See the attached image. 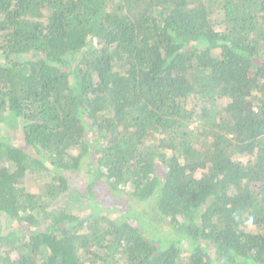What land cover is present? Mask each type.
<instances>
[{"label": "trees", "instance_id": "trees-1", "mask_svg": "<svg viewBox=\"0 0 264 264\" xmlns=\"http://www.w3.org/2000/svg\"><path fill=\"white\" fill-rule=\"evenodd\" d=\"M0 264H264V0H0Z\"/></svg>", "mask_w": 264, "mask_h": 264}, {"label": "rangeland", "instance_id": "rangeland-1", "mask_svg": "<svg viewBox=\"0 0 264 264\" xmlns=\"http://www.w3.org/2000/svg\"><path fill=\"white\" fill-rule=\"evenodd\" d=\"M3 133H6V132H3ZM6 136H8V134H6ZM79 174H81V172H80ZM79 174L76 175V177H80ZM76 177L73 175L72 179H73V180H76ZM37 184H39V182L35 181V185H34V187H32V190L36 191L35 186H36ZM26 187H27V185H26ZM28 188H29V187H27V189H28ZM28 190H30V189H28ZM114 203H115V202H114ZM161 218H162V219L155 218V220L152 221L151 223H154V225H156V226L160 225V227L162 228V229H160V230H161V231H164V230H166V229L168 228L167 223H166V222H167V218H166L165 216H163V217H161ZM149 223H150V221H149ZM160 230L158 231L159 235L162 233V232H160Z\"/></svg>", "mask_w": 264, "mask_h": 264}]
</instances>
